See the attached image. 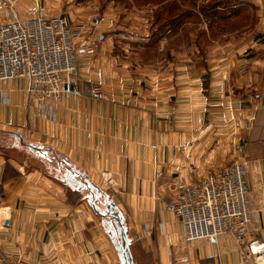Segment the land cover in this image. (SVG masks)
Here are the masks:
<instances>
[{
	"label": "crops",
	"instance_id": "obj_1",
	"mask_svg": "<svg viewBox=\"0 0 264 264\" xmlns=\"http://www.w3.org/2000/svg\"><path fill=\"white\" fill-rule=\"evenodd\" d=\"M21 2L30 11L39 3ZM241 4L244 26L200 49L129 60L103 37L95 55L78 58L65 83L74 91L56 104L30 103L22 79L0 81V131L52 150L109 196L132 264H244L229 236L185 243L178 218L165 209L176 184L229 165L237 146L247 170L248 239L264 242V0ZM78 26L76 45L94 44L88 25ZM95 87L102 100L91 96ZM6 163L19 176L3 182ZM71 198L39 170L0 154V264H118L90 200Z\"/></svg>",
	"mask_w": 264,
	"mask_h": 264
},
{
	"label": "built area",
	"instance_id": "obj_2",
	"mask_svg": "<svg viewBox=\"0 0 264 264\" xmlns=\"http://www.w3.org/2000/svg\"><path fill=\"white\" fill-rule=\"evenodd\" d=\"M21 7V0H0V14L7 18L0 24V81L22 79L30 103L56 104L67 91L64 85L78 58L95 55L96 46L76 45L81 28L66 15L49 16L45 5L37 3L32 14L24 16ZM91 96L103 99L97 87ZM236 152L232 163L198 182L176 184L165 209L178 218L185 243L229 236L240 248L244 264H264V242L248 239L247 170L239 157L242 147ZM104 182L107 187L114 183L108 175Z\"/></svg>",
	"mask_w": 264,
	"mask_h": 264
},
{
	"label": "rangeland",
	"instance_id": "obj_3",
	"mask_svg": "<svg viewBox=\"0 0 264 264\" xmlns=\"http://www.w3.org/2000/svg\"><path fill=\"white\" fill-rule=\"evenodd\" d=\"M180 1L184 3L182 10L187 12L179 17L180 25H170L162 28L164 22H170L179 15L178 12L171 9L176 3L174 0H38L39 3L44 4L48 10H52L55 14L66 15L74 26L87 24L92 30V37L96 48L97 44L100 43L99 41L104 40L103 37L107 36L111 39L113 45L112 51L118 53L121 57H129V60L135 58V56H140L143 61L150 58L157 59L161 57V54L169 51L187 52L193 47L200 49L203 44L208 42L206 34L209 25L213 29L228 26L222 36H215L213 38L217 39L228 35L231 32L229 30L234 31L237 28H241L240 23L245 21V10L242 11V14L238 13V15L232 16L231 20L227 19L233 0ZM217 3L228 5L226 7L222 6L224 8V19H205L202 15L200 16L201 18L199 17L200 7L213 6ZM21 6L24 8L21 7L22 15L28 16L32 14L33 9L31 12L22 2ZM1 15L0 24L7 21L5 15L4 17ZM93 21H97V24ZM95 25L99 26L95 28ZM82 31L84 29H79V32ZM80 40H82L81 34L77 44L80 43ZM14 133L18 132L0 131V154L24 166L26 170H39L44 176L49 178L51 177L48 175H53L55 179H51L57 182V186L60 187V194L62 196L65 195L67 199L71 193H74L73 196L78 202L83 200L81 198L85 200L84 196H86V200L89 199L88 194L83 190V186L79 182H74L70 176L65 174L60 176L57 173L58 169L56 171L44 159L45 156L51 157V155L58 157L56 153L50 149L25 141L22 136L24 145L31 144L43 151L44 157L43 155L38 157L31 153L29 148L21 145ZM18 134L21 135L20 133ZM80 177L78 175V178ZM63 179L67 180L66 184H63ZM99 193L100 191L95 188L96 197ZM98 196L96 207H98L97 211H99L100 215H94V223L98 225L100 235L106 241V244H108L114 259L116 255L118 264L119 261L120 264H125L121 249L122 239L114 219V216L118 217L119 214L115 210L110 211L105 208L107 204L110 206L112 203H109L110 199L108 195L105 198L102 195ZM132 249L133 247L130 250ZM134 250L136 251V247H134Z\"/></svg>",
	"mask_w": 264,
	"mask_h": 264
},
{
	"label": "trees",
	"instance_id": "obj_4",
	"mask_svg": "<svg viewBox=\"0 0 264 264\" xmlns=\"http://www.w3.org/2000/svg\"><path fill=\"white\" fill-rule=\"evenodd\" d=\"M176 3L173 5V7L171 9H174L176 12L179 13V15H177L175 17L174 20L170 21V22H167V23H163L164 27H168V26H174V25H180V22H179V17L180 16H183L185 13H187L186 11L182 10V7L184 6V3L180 0H174ZM234 1V2H233ZM232 1V8L230 9V13H228L227 15V19L228 20H231L232 19V16H235V15H238V13H241L242 14V11L245 10L244 7H240V6H243L241 4V0H233ZM167 3V2H166ZM226 7L228 5H226L225 3H217L213 6H207V7H200L199 8V17L202 15L205 19L207 18H210V19H213L215 20L217 18V20H220V19H224L223 18V12H224V8L223 7ZM170 9V8H169ZM181 9V10H180ZM246 11V10H245ZM221 14V16H219ZM245 14V13H244ZM201 18V17H200ZM245 20H246V17H245ZM246 23V21H244L243 23H240V26H244V24ZM232 25V24H230ZM223 28L221 27H217V28H212L211 25L208 26V31H207V38L208 40L209 39H213L218 36H222L223 33H224V30H226L228 28V26H222ZM161 28V29H162ZM229 31H232V30H229ZM226 33V32H225ZM31 153L35 154L36 156L40 157L41 155H37V153L33 152L30 150ZM1 156L6 160L8 161L9 158L8 157H5L1 154ZM44 157V156H43ZM44 159L46 160V162L49 163V165L56 169H58V174L61 176L62 174H65L67 176H70V178L74 181V182H79V184H81L83 186V190H85V192L88 194V201L91 199V195H90V191L94 192L95 194V189H93L90 184L88 182H86L85 179H83V177H85L83 174L75 171L74 168H72L70 166V164H68V162H66L65 158L61 159L59 157H55L54 155H51V157H44ZM43 171V170H42ZM78 175H80L81 177L78 178ZM19 176V173L17 171H15L8 163L5 164V167H4V170H3V182H6L10 179H13V178H16ZM50 176L51 178L55 179V177L53 175H48ZM63 184H66L67 183V180L66 179H63ZM86 185L89 187V189L86 188ZM90 187H91V190H90ZM78 192H80L78 190ZM82 192V191H81ZM80 194V193H79ZM73 195L74 193H71L70 195H68V198L71 196L72 198L71 199H74L73 198ZM78 196V195H77ZM85 199H86V196H84ZM84 200V198H81ZM75 202H78V200L75 199ZM92 209V208H91ZM93 211V210H92ZM113 211V210H112ZM93 215H100V213H96V212H92ZM128 248V247H127ZM130 255V254H129Z\"/></svg>",
	"mask_w": 264,
	"mask_h": 264
},
{
	"label": "water",
	"instance_id": "obj_5",
	"mask_svg": "<svg viewBox=\"0 0 264 264\" xmlns=\"http://www.w3.org/2000/svg\"><path fill=\"white\" fill-rule=\"evenodd\" d=\"M95 24H97V21H93ZM64 89L68 90V91H74L73 85L72 84H65L64 85ZM15 137L18 138V141L21 145L26 146L27 148H29L31 151L43 155V151L41 149H39L38 147L28 144V145H24V141H23V137L21 135H19L18 133H14ZM44 156V155H43ZM86 188L89 189V187L86 185ZM90 195H91V199H90V206L92 208V210L96 213H98L97 208L95 206L94 203V193L92 191H90ZM113 207V205L108 206L107 209L110 210ZM114 219L117 223L118 229H119V233L121 236V249H122V256L124 258L125 264H132V260L131 257L129 255V251L127 248V238H126V233L123 227V224L121 222V219L119 217H115Z\"/></svg>",
	"mask_w": 264,
	"mask_h": 264
}]
</instances>
